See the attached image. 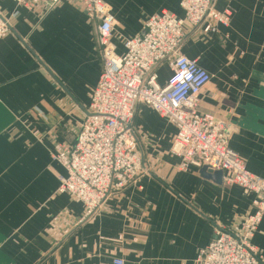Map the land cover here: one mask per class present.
Returning <instances> with one entry per match:
<instances>
[{
    "label": "crops",
    "instance_id": "1",
    "mask_svg": "<svg viewBox=\"0 0 264 264\" xmlns=\"http://www.w3.org/2000/svg\"><path fill=\"white\" fill-rule=\"evenodd\" d=\"M103 1L115 17L118 55L153 15H185L181 0ZM226 5L214 2L218 11ZM231 7L229 27L215 33L187 25L181 53L215 74L201 110L227 123V144L264 177V0ZM0 11L19 13L0 40V264H198L217 228L236 229L249 216L255 195L181 169L170 153L177 128L141 103L135 126L146 172L80 223L85 206L60 192L68 173L55 153L75 142L89 113L103 70L98 22L70 1L28 11L0 0ZM156 71L165 86L169 65ZM252 243L264 256V219Z\"/></svg>",
    "mask_w": 264,
    "mask_h": 264
},
{
    "label": "built area",
    "instance_id": "2",
    "mask_svg": "<svg viewBox=\"0 0 264 264\" xmlns=\"http://www.w3.org/2000/svg\"><path fill=\"white\" fill-rule=\"evenodd\" d=\"M64 1L82 7L85 17L98 22L103 70L92 91L88 115L72 144L57 147L55 158L68 178L60 188L85 206L80 223L96 214L113 192H122L145 172L135 128L138 105H151L177 128L170 153L181 169L205 166L224 173L225 187L237 186L243 195L254 194L252 212L236 229L217 228L215 237L198 251V264H264L252 243L264 219V177L248 170L246 161L225 139L227 123L201 110L204 92L215 74L181 53L187 25L215 33L229 27L234 12L231 0L222 11L215 0H181L184 18L162 11L150 17L144 33L124 41L118 55L111 39L115 17L103 0H14L28 11L44 6L49 11ZM15 11L10 18L18 16ZM10 18L0 11V40L10 32ZM167 63L171 76L158 83L159 65ZM113 264H125L114 259Z\"/></svg>",
    "mask_w": 264,
    "mask_h": 264
},
{
    "label": "water",
    "instance_id": "3",
    "mask_svg": "<svg viewBox=\"0 0 264 264\" xmlns=\"http://www.w3.org/2000/svg\"><path fill=\"white\" fill-rule=\"evenodd\" d=\"M11 30V27H10ZM202 174H210V175H215L218 176L220 178H223L224 173L222 171H216L214 169H212L211 167L205 166L201 169Z\"/></svg>",
    "mask_w": 264,
    "mask_h": 264
},
{
    "label": "rangeland",
    "instance_id": "4",
    "mask_svg": "<svg viewBox=\"0 0 264 264\" xmlns=\"http://www.w3.org/2000/svg\"><path fill=\"white\" fill-rule=\"evenodd\" d=\"M115 52H116V49H115ZM158 114V113H157ZM135 128H136V126H135ZM136 132H137V129H136Z\"/></svg>",
    "mask_w": 264,
    "mask_h": 264
}]
</instances>
